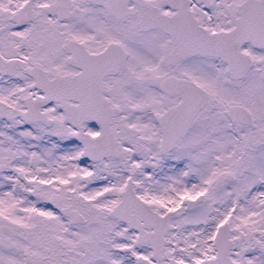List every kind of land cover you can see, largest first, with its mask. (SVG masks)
<instances>
[{
    "label": "snow or ice",
    "instance_id": "6c2138e0",
    "mask_svg": "<svg viewBox=\"0 0 264 264\" xmlns=\"http://www.w3.org/2000/svg\"><path fill=\"white\" fill-rule=\"evenodd\" d=\"M0 264H264V0H0Z\"/></svg>",
    "mask_w": 264,
    "mask_h": 264
}]
</instances>
